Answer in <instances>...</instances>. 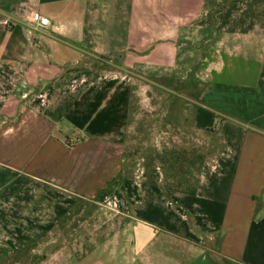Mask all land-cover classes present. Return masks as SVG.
<instances>
[{
    "label": "crops",
    "instance_id": "1",
    "mask_svg": "<svg viewBox=\"0 0 264 264\" xmlns=\"http://www.w3.org/2000/svg\"><path fill=\"white\" fill-rule=\"evenodd\" d=\"M231 1L0 0L14 25L0 26V264L59 238L79 201L123 215L127 235L42 264H264V32L220 30ZM136 72L202 84L194 132L222 150L195 195L117 180Z\"/></svg>",
    "mask_w": 264,
    "mask_h": 264
},
{
    "label": "rangeland",
    "instance_id": "2",
    "mask_svg": "<svg viewBox=\"0 0 264 264\" xmlns=\"http://www.w3.org/2000/svg\"><path fill=\"white\" fill-rule=\"evenodd\" d=\"M238 17L244 18L246 24L241 23L237 29L251 28L252 31L264 32V0L244 3ZM133 81L131 129L125 152L135 155V175L142 176L146 159L153 154L157 157L156 168L169 179L176 168L180 169L183 159L179 155L183 153L187 158L185 166L191 167V185L188 186L196 185L203 162L211 160L222 150L215 137H203L194 132L191 114L197 101L191 96L195 91H202L201 82L189 84L186 80L141 76L137 72ZM215 119L217 124L221 123L218 115ZM154 151L163 158L160 159ZM177 174L182 172L177 170ZM165 178L161 184L165 183ZM188 186L183 185V188ZM58 228L63 232L59 238L54 235L43 239V243L51 244L37 246L33 250L32 245L30 251L16 254L7 264H42L61 251L76 258L87 253L112 252L117 248L120 236L127 235L129 227L123 215L112 212L106 206L83 201L72 208L70 216ZM59 260V257H53L45 264H57Z\"/></svg>",
    "mask_w": 264,
    "mask_h": 264
},
{
    "label": "trees",
    "instance_id": "3",
    "mask_svg": "<svg viewBox=\"0 0 264 264\" xmlns=\"http://www.w3.org/2000/svg\"><path fill=\"white\" fill-rule=\"evenodd\" d=\"M251 1L253 0H232L228 5L226 6H222L217 10V15L220 19V30H224L227 32H236V31H240L242 33H249L252 30L250 29H237V27L242 23L243 25L246 24V20H243L244 18L242 17H238L237 15L239 13L240 7L241 5H244V3L249 4ZM132 109H133V103H132ZM69 144V143H68ZM156 154V151H154ZM157 155V154H156ZM161 158H163L162 155H157ZM180 158L183 159V163L181 162V166L180 169L176 168L175 169V173L170 175L171 177H168L169 179H166L163 174L161 172H159V168H156V159L157 157H154L153 154H150V156L147 157L146 159V165H144L145 167V171L142 173V176H140V178H142L146 184H148L149 186H154V187H161L163 189H165L166 191H176V192H183V194H188V195H195L196 191H197V185H199V178H200V173H201V168L204 167L205 162H203V166L200 167L199 172H198V180L196 181V185H192L191 187L188 185H191V179L189 174H191V167H186L185 163L187 162V158L186 155L181 153L179 155ZM136 165H137V160L135 159V155L131 154H127L125 152V163L122 167V171L119 175V177L117 178L118 181H120L119 183H125L127 180H136L138 175H135V169H136ZM186 167V169L184 168ZM177 170H179L180 172H182V174H177ZM164 178L165 183L161 184V182H164ZM185 183H184V182ZM176 182H178V184H176ZM175 184V185H172ZM184 186H188L186 189L183 188ZM111 186V183H110ZM81 202V201H79ZM78 205V204H77ZM263 210V205L262 203H259L257 205L256 208V212H255V217L257 218L261 212ZM67 218V217H66ZM66 218L64 219L66 221ZM61 222V226L64 224V221ZM219 239H217V244L219 246ZM31 243H36V240H32ZM30 246H28V250L31 249L29 248ZM26 248V249H27Z\"/></svg>",
    "mask_w": 264,
    "mask_h": 264
},
{
    "label": "built area",
    "instance_id": "4",
    "mask_svg": "<svg viewBox=\"0 0 264 264\" xmlns=\"http://www.w3.org/2000/svg\"><path fill=\"white\" fill-rule=\"evenodd\" d=\"M28 21L36 26L38 29H47L50 25V19L46 18V16H41L37 12H32L28 18ZM0 26L7 27L13 29L14 25L11 24L9 18L1 19Z\"/></svg>",
    "mask_w": 264,
    "mask_h": 264
}]
</instances>
